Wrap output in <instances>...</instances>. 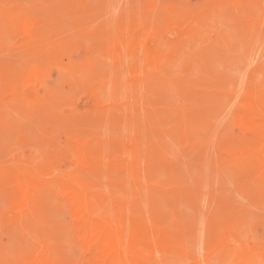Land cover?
I'll return each instance as SVG.
<instances>
[{"label":"rangeland","instance_id":"rangeland-1","mask_svg":"<svg viewBox=\"0 0 264 264\" xmlns=\"http://www.w3.org/2000/svg\"><path fill=\"white\" fill-rule=\"evenodd\" d=\"M2 1L7 5L2 6ZM2 1L0 0V108L2 109L0 111H3L1 114L4 115V117L0 116V143L2 145H0V168L10 167L13 166V164L15 166V164L21 165L29 163L34 166H43L51 161L49 165L51 164V167L54 169L56 174L59 172L69 173V171L71 170L70 172H76L77 174L79 172H82V175L86 176L87 178L88 174V179H93V173L95 177L96 172H91L85 169V166H82L81 164H75V167L73 169L71 168L74 166L72 161L74 163H76L77 161L74 156V139H86V142L91 141L92 144L94 142L93 145L90 143L92 145V151H94V153L98 154L99 156H105L104 159H106L105 162L108 167L105 168L104 172H97V174L101 173L99 180L103 182L112 178L109 182L107 181V183L103 182L104 187L101 188V191L105 190L104 194L106 191L107 194L113 191L112 194H108V196L113 198V200L116 199L117 201L122 202L123 205H127V207L125 206L127 209H120L118 213H121L124 216L126 214V219L128 218L129 224H131L132 221L134 223L135 220H137V222L139 220L138 223L141 224L142 222H144V225L149 228V231L151 229L154 231L153 234H156L158 232L159 235H162V233H165V236L168 231L170 232V234L168 232L167 235L170 238L172 237V250H166L167 254L162 255L161 249L163 246H161V249H159L161 251V255L158 253L159 250L157 252L154 251L152 253H154L155 255L158 253L159 255L155 256L153 254L150 255V258L158 257V259L155 260H159L160 264H264V180L260 181L257 176L247 173L245 169L239 168L237 165L233 164L231 158H228V151L230 149H233L234 146L236 148L240 146L239 144H237V142L244 144L243 140L247 141L246 139L250 137L247 136L246 138L245 133L241 131V129H243L242 126H238V124H240V117H238V115L236 116V114L238 113L240 114L242 112L241 114H243L244 112H246L244 111V109L247 110L245 105H243L244 103H241L244 102L243 100L246 99L244 98V96L249 95L250 91H252L253 88L255 89H253V93L258 92L264 94V90H261V88H263L264 86V0H223V2L222 0H8L9 2L7 0L6 2L4 0ZM134 10L136 11V14H134ZM180 10L182 11V13L180 12ZM12 12L18 14L25 13L29 17L32 15L33 17L31 16V19L33 18V20H35L36 22L40 21V27L44 28V37L47 38V40L59 43L62 40V38H60L59 36L63 35V40L65 41V53H67L68 49L72 50L73 48L76 49L75 47H77V53H75V50L73 49V51H68L70 52L69 55L66 56L65 54V58L67 59L65 61L68 62V65L71 61H73L74 63L78 64L77 66L80 67H78L79 69H72L65 62V70L57 66V70L59 71H54L52 69L53 66L56 65H53L52 63H42L41 68L43 66L44 70L49 69L51 71H49L47 74V72H44V70H42L41 78L43 79L44 77V80L39 79L41 80V82L36 83L31 81V83H28L27 86H25V92L27 94L30 93V95L37 90L38 95L40 97L42 96L41 99L43 98L42 100L46 105H44V108L46 107L47 109L43 110L42 108L40 110H37L38 104L36 105V102L30 99L31 97L28 98V96L22 97L19 95H11V83L13 82L21 86L20 84H22L21 82L23 80H21V82L18 80H20V78L22 77V79H24L26 71H28L29 69L31 70V68L37 66V58L32 59L31 57H27L18 48V43L20 42L22 36L18 32L17 28L14 27V25L9 20V15H11ZM146 13H149L151 15H149L150 18L152 17V15V18H154L155 15L157 17L159 15V18L155 17L157 18V20H159L161 16L163 18L160 19L159 24H156L157 21L155 23V18L152 19L153 22L151 24L153 25L150 24V19L147 20L148 23H145V28L150 38H148L147 43L150 54L149 58L152 57V62L148 61L144 63V54L142 52H137L138 54L135 53L137 57H133L130 54H126L124 57V61L121 63V60H118V57H116V54H125L126 49L123 47L124 44L121 41L122 39L125 40V33H127L128 31L138 30L140 26L139 23H141L143 20L144 22H147L146 17L143 18L144 15L148 17V14ZM208 13L211 15L210 18L208 16ZM139 14H142V16H140ZM137 17L139 19V22L135 20V23L138 24L134 25L133 21ZM167 17L168 21H165L167 20ZM170 18H172V20ZM245 20H247V23L243 25V23L246 22ZM44 21H46V23L49 21L50 27H48L49 23L47 25ZM129 21L132 22L133 26H129ZM160 23H163L164 25ZM125 25L126 28H124ZM149 25H151L152 28H149ZM260 25L261 27L263 26L261 29ZM70 27L72 29H70ZM248 27L249 29H247ZM250 27L255 28V30H252ZM175 28L177 29V31L175 30ZM242 28H246L245 30L248 33L250 32V35H247L246 31H241ZM124 29L126 30L124 31ZM118 30L120 33L118 32ZM151 31L153 32V34ZM118 33L122 34L120 35V37L122 36L121 40L119 39V36L117 37L115 35H118ZM109 34H112V38L111 35L109 37ZM251 35L253 38H248ZM96 38L99 39V41H101V39L104 40L107 38V40L109 41L121 42L122 45L120 48L123 50V52L120 53L118 52V49L115 50L114 48L112 50V48L109 47L111 43L107 40L104 41L107 43V45L102 41H97L98 43H96V41L94 42ZM159 41L160 44H158ZM162 41L164 42L161 45ZM92 44L98 45L94 47ZM98 47H101V51L99 50V52ZM78 48H81V50H79ZM92 48L93 51L91 52ZM98 53L103 57V59H107V65L104 63L102 64V62H106V60H103L100 55L98 56ZM192 53L193 55H191L190 57V54ZM93 55H95V57ZM260 55H262V57H260ZM18 56L21 59H19L20 61L18 60ZM2 58H5V60L7 59L6 66H3V62H5V60ZM8 59H12L10 60L11 63L8 61ZM137 59L140 61H138ZM13 61L16 62V64L14 63V65H12ZM29 61L33 63V65L31 64V66H29ZM136 61L138 64L136 63ZM24 62L26 65L28 64L30 68L25 66ZM98 62L103 65L101 66L102 69H98L100 73L98 71H95L98 67H100ZM8 63L11 64L10 66H8H12L11 69H8ZM81 63L85 64L84 67L88 65L86 67V72L90 68L87 72H90V75H84L85 71L83 70H85V68L81 65ZM86 63L88 64L86 65ZM45 64L47 66H45ZM175 64L178 67H176ZM15 65L21 66L16 67ZM49 65L51 67H49ZM90 65L92 66V68ZM123 65L127 66V73H125L126 71H122L124 77H121V81H119V84L118 80L115 79L120 78L119 76H117L119 75V72L117 71L119 70L120 66ZM136 65H138L139 68L140 66L141 68H148V71L146 72L145 70L147 69L144 68L145 70L143 69V71L145 72L142 73V71H140L142 69L138 68V71H140L141 73L139 74L136 70ZM236 65L238 66L237 69ZM108 66H110V68ZM15 67L19 69V72L21 70V72H17V69H15ZM104 67L106 72L103 69ZM22 68L25 69L22 70ZM54 68L56 69V67ZM68 69H70V71H68ZM131 69L132 71H136L137 75H139L137 76L135 72L133 73L131 71ZM109 70H111L112 72ZM13 71L14 73L17 72L18 76H16L15 74L16 77L12 76V78L10 74L14 75ZM109 72H111L110 76ZM151 72V78L146 81V78L148 79L150 77ZM59 73L60 76H58ZM73 73L76 75L77 73H79L80 76H76ZM196 73L198 75H195ZM236 74H239V76H236ZM20 75L21 77H19ZM73 75L74 77H78V80H74ZM82 75L84 79H81ZM87 75H89L90 79ZM55 76L59 77V79L57 80ZM45 77L48 80L51 79L53 81L54 78L56 80H54L53 82L50 80V82H48ZM211 77H213L214 79H212ZM15 78L18 82L15 81ZM140 78H143L146 81L144 86H140ZM79 81H81L82 85L80 83L76 85ZM202 81L205 82V85ZM228 81H230L231 83H229ZM71 83H73V85ZM240 83H242V85ZM79 84L81 87H83L77 89L76 86L79 87ZM116 84H119L120 86L118 87ZM135 84L139 86L136 87L137 90L139 88L138 92L136 91V88L135 90H132ZM107 85L110 89L107 87ZM73 86H75L74 90L76 91L75 92L73 90L74 93L72 92V89H70ZM128 87H130V89ZM83 88H85V91L82 90ZM91 88H94L99 91V99L102 101V103H107V105L103 103L102 107L106 106L105 110L103 109V113L102 111L100 113L99 109L95 105L92 106L94 103H92L93 101L91 100V97H89L91 95L90 91L93 90ZM107 88L109 91L107 90ZM173 88H176V94ZM69 89L71 91H69ZM78 91L80 92L78 93ZM41 92H43L42 95L40 94ZM253 93H251V95ZM126 94L127 96H125ZM26 97L28 101L25 100ZM2 98L4 100H2ZM123 98L125 100H123ZM126 98L129 99V102L126 100ZM9 101L11 103V108L7 109V107L4 105L7 104L9 108ZM14 101L16 104L20 101L23 102L21 104L15 105ZM27 102L29 104H27ZM121 102H125L124 104L128 102V107L130 104H134L132 106L133 115L130 112L131 109L129 108L130 111L128 110V113L127 106ZM119 103L122 104L121 106L126 107L121 108ZM26 104L27 108H24L23 106H26ZM30 104L33 106V108L29 106ZM113 106L114 108H116L115 111L112 108ZM35 107L36 109H34ZM16 108L18 109L16 110ZM125 108L126 110L123 111V109ZM106 109H108L107 111H109L107 112V114H110V112L113 111L115 113L120 114L121 117H124L125 114H129L125 116V118H128L129 116V119L127 120H129L128 124L130 125L128 126L126 124L127 122L125 118L124 120L123 118L120 119L123 121L122 126H120L122 122L119 121V119V123L117 122L118 125H116V118L114 122L112 121V118L115 117L113 114L115 113H111L112 115L106 114L107 117H111L110 119L106 117V120H111L113 126L110 122H106V125L104 121H101L105 120V118H102V116H104L103 114L106 112ZM45 110H48V112H46ZM159 110H161V112ZM134 111L137 114H135ZM169 114L172 123H170L171 121L168 117ZM131 115L135 119H133L135 125L140 121L137 126L130 123L132 122V120L130 119L132 117ZM97 116L98 118L99 116L101 118L99 122H96L98 121ZM83 117L84 119L88 118L86 119L87 121H85L84 123L82 122ZM25 118L26 120H24ZM80 118L82 120L81 122ZM91 118L94 119V121L92 120L93 123H91ZM163 118L166 119V122H169L168 125L167 123H165V120ZM227 118L229 121L227 120ZM62 119L66 121H63ZM78 119L80 122L79 124L78 122L76 123ZM68 120H70V122H68ZM67 122L68 124H66ZM102 122H104L105 125L101 124ZM71 123L77 124V127L72 126ZM87 123H90V127H92V129L89 128V125ZM64 125H66L65 127H67L68 125L74 129L69 128L70 130L68 129V131L71 133H68L66 130L62 129ZM80 125L84 128H80ZM87 125L89 129L87 130L88 133L89 131L93 130L91 131V134L93 135L92 137H89L88 133L85 132ZM92 125L95 126L93 127ZM115 125L117 129L119 128V132L114 128ZM96 126L97 128L101 126L100 129L103 128L101 129V131H104L106 136L103 134L104 132L102 133L99 130V133H97L98 131L95 130ZM235 126L238 130L235 129ZM53 127H55L54 130L58 129L59 131H51V128L53 129ZM60 127L62 130L59 129ZM123 127H126L127 130L125 128L123 129ZM130 127H132L133 130L130 129ZM204 129H206L207 131ZM7 131L10 132L8 133ZM61 131H66V133H64L65 135L61 134L63 133ZM94 131H96L99 137H97L98 135H94ZM205 131L206 133H204ZM237 131H241V136L244 133L245 138H241V136H239V133V135H237L238 138H236L237 136L235 135V133ZM132 132L134 134H131ZM50 133L51 139L49 142L48 136H50ZM54 133L57 134L53 136ZM121 133H123V135ZM232 134L233 136H231ZM246 135H248V133H246ZM52 136L54 138L56 136V142L54 139L55 143H53ZM70 137L72 140H70ZM86 137H88L89 139ZM230 138H232V140L234 139V141H231ZM138 139L140 141L143 140V142L147 146H145L146 150L144 146L142 148L143 142H140ZM226 139H230L229 142ZM124 140H126L127 144ZM3 141L5 143H3ZM103 141L105 142V144L103 143ZM129 141L130 143H128ZM41 143H43L42 146ZM97 144L98 146L96 147ZM229 144L233 145L231 146ZM38 145L41 146V150L43 146L49 147L48 149H52L51 151L49 150L50 153L46 152L47 149H44L42 150V152L44 151L42 154L41 150L37 148ZM123 146H126L129 151L126 149V147L124 148ZM100 149H103L102 155L100 153ZM113 149L115 151L114 153ZM105 150L106 152H104ZM34 152L39 154H35ZM51 152L53 153L51 154ZM126 152L129 153L125 154ZM108 154L111 155L109 156ZM35 155L37 156V158H34ZM53 155L55 156L53 157ZM71 155L74 156V158L71 159ZM45 159H47V161ZM54 159L55 161L53 162ZM111 159H113V161L114 159L120 160L123 164L126 165H123L125 166V168L129 166L128 169H125L124 167H121L120 169L117 168L115 170L113 169V173L109 172V176V173L106 172L108 171V168H115V166L112 165L113 161H111ZM16 160L19 163H17ZM69 160L71 162H69ZM237 168H239L240 170H237ZM104 176H108L106 177L107 179L104 178ZM98 177L99 176L97 175L95 178ZM95 181L97 182V180ZM88 182L92 183L91 185L94 187L97 185L96 183H94L93 185V182L91 180H89ZM102 182H97L99 187ZM99 187L95 188L96 191H98L97 188ZM114 188L116 190H114ZM55 192H58L57 190L55 191V188H53V190L50 189V191L48 190L47 192H45L46 194H48H44L43 197L48 198L44 199L43 203L45 204L43 210L37 211V208L33 209L31 215H28L29 213L27 214L26 212L25 218L27 217L26 219L29 221H27L29 224L26 222V229L25 227L12 225V222L8 221V203L6 199H4V202L6 201L5 203L1 202L4 195L0 193V197L2 196V198H0V209H2L0 210V213H4L3 215L0 214V252L2 251V253H0L1 264H17L21 262L22 260L20 259L25 258L28 253H39L43 248H46V250L50 252V257L55 261H59L64 264H69V262H73L72 264H89L88 260L90 254L88 252L83 253L85 249L81 251V247L83 248V246H81L82 244L80 245V242H75L78 243L76 244L78 246H76L75 248L72 246L71 242L75 240V238L77 239L78 235L77 234L74 236L73 234L76 232V221L72 217L71 213L70 216L73 218V223L69 221V219L71 218L70 217L68 219L69 215L67 216V213L69 214L70 212L69 208L68 210H66L68 212H65L63 210V208L66 209L68 207L66 201L64 203L67 207H63V205L65 204H60L62 201H64V198H62L63 195L58 194V192L57 194L59 196L61 195L60 198ZM220 192L222 193L221 195ZM57 198L60 199L59 203ZM48 200H52L51 203L56 207H53L51 203L48 204L50 202ZM53 201L56 203L54 204ZM58 204L61 208L58 206ZM3 205H6V207H4L5 209H3ZM47 208L50 211L53 210L52 215L50 214V211L49 213L46 212V210L48 211ZM55 210L57 211L56 213ZM62 218H64V220ZM68 221V225H63L64 222ZM70 224L71 227H69ZM153 225H158V227H155L158 229L153 228ZM159 225H161V229L162 227H165L166 231L164 230L162 232V229L160 230V232L162 233H160ZM13 226H16L18 228H13ZM66 226L70 228V230L68 231L70 233L66 232L67 228H64ZM236 227L238 228L236 229ZM63 228L66 230L64 231ZM56 229L58 230V232L56 231ZM24 231L27 234L24 233ZM56 232L58 233V235H55ZM68 234L69 236L73 235L74 239L71 238L72 241H69ZM61 235L65 236L64 239L63 237H61ZM79 239L80 238H78L77 240L79 241ZM70 245L72 246V249L70 248ZM79 246L81 247L79 248ZM70 250V254L73 255L68 257L69 260H64V256H66V258L67 256H69L65 254H68ZM58 253H60V255H57ZM61 257H63V259ZM84 257L85 259H83ZM17 260L18 262H16ZM183 260H185L186 263H183ZM153 262L156 263V261L154 260ZM157 264H159V262H157Z\"/></svg>","mask_w":264,"mask_h":264},{"label":"bare ground","instance_id":"bare-ground-1","mask_svg":"<svg viewBox=\"0 0 264 264\" xmlns=\"http://www.w3.org/2000/svg\"><path fill=\"white\" fill-rule=\"evenodd\" d=\"M2 1V0H1ZM5 2H6V0H4ZM8 1V0H7ZM96 1V0H95ZM130 1V0H129ZM163 1V0H162ZM235 1V0H234ZM256 1V0H255ZM9 2V1H8ZM7 2V3H8ZM12 2V1H11ZM222 2H223V0H222ZM1 3V2H0ZM4 2L2 1V6L3 5H7L6 3H4ZM15 3V2H14ZM232 3V2H231ZM258 3V2H257ZM17 4V3H16ZM99 4V3H98ZM186 4V3H185ZM166 5V4H165ZM235 5V4H234ZM262 5V4H261ZM95 6V5H94ZM157 6V5H156ZM204 6V5H203ZM151 7V6H150ZM149 7V8H150ZM180 7V6H179ZM182 7V6H181ZM185 7V6H184ZM231 7V6H230ZM95 8V7H94ZM154 8V7H153ZM104 9V8H103ZM179 9V8H178ZM85 10V9H84ZM108 10V9H107ZM172 10V9H171ZM193 10V9H192ZM79 11V10H78ZM235 11V10H234ZM251 11V10H250ZM46 12V11H45ZM88 12V11H87ZM133 12H135L134 14H136V11L134 10ZM132 12V13H133ZM158 12V11H157ZM176 12V11H175ZM180 12L182 13V11L180 10ZM179 12V13H180ZM1 13V12H0ZM29 13V12H28ZM68 13V12H67ZM138 13V12H137ZM145 13V12H144ZM163 13V12H162ZM186 13H188V12H186ZM252 13V12H251ZM72 14H74V13H72ZM93 14H95V13H93ZM143 14V13H142ZM142 14H139L140 16H142ZM146 14H148V17H149V13H146ZM152 14V13H151ZM159 14V13H158ZM157 14V15H158ZM183 14H185V13H183ZM209 14V13H208ZM237 14H238V12H237ZM257 14H258V12H257ZM31 15V14H30ZM63 15V14H62ZM81 15V14H80ZM108 15H109V13H108ZM160 15H161V13H160ZM163 15V14H162ZM178 15V14H177ZM32 16V15H31ZM30 16V17H31ZM102 16V15H101ZM136 16V15H135ZM151 16V15H150ZM180 16H182V15H180ZM209 16V18H210V14L208 15ZM207 16V17H208ZM235 16V15H234ZM237 16V15H236ZM254 16H255V14H254ZM29 16H27L25 13L24 14H18V13H14V12H12L11 13V15H9V20L11 21V23L14 25V27H16L17 28V30H18V32L20 33V35L22 36V38L20 39V42L18 43V48L27 56V57H31L32 59H35V58H37V60H36V63H37V66H35L34 68H31V70L29 71H26V73H25V75H24V79H22V78H20V80H18V81H20L21 82V80H23L21 83L23 84H20L21 86H19V84H16V83H11V85H10V89H11V92L13 93H11V95H19V96H22V97H25V96H28V98L29 97H31L30 99H32V101H34V102H36V105L38 104L39 106H40V108H39V106L37 105V110L39 109H42L43 108V110L44 109H47L46 107L44 108V105H45V103L43 102V98L41 99V97L38 95V93H37V90L33 93V94H31L30 95V93H26L25 92V86H27V84L28 83H31V81H33V82H41V80H39V79H42L41 77H42V75H41V73H42V70H44V68H43V66H42V68H41V65H42V63H46V64H49V63H52L53 65H56V66H53V69L52 70H56V71H59V70H57V66H59L61 69H63V70H65V62H66V64L68 65V62L67 61H65V60H67L66 58H65V54H66V56L67 55H69V53L70 52H68V51H73V49L72 50H69L68 49V47H67V45H66V47H67V53H65L66 51H65V41L63 40V38H64V36L62 37V36H59L60 38H62V40L59 42V43H55V42H52L51 40H47V38H45L44 37V28H41L40 26V21H35V20H33V18L31 19ZM33 17V16H32ZM43 17V16H42ZM50 17V16H49ZM62 17V16H61ZM92 17V16H91ZM107 17V16H106ZM144 17H146V21L147 20H151V22H150V24L153 22V20L152 19H154L155 17H157L156 15L154 16V18H152L153 17V15H152V17L150 18H148L146 15H144L143 16V18ZM216 17V16H215ZM228 17V16H227ZM58 18V17H57ZM74 18V17H73ZM157 18H159V15H158V17ZM157 18H155L154 20H155V23H156V21H157V23L156 24H159V21H160V19H163L162 18V16H161V18L159 19V20H157ZM239 18V17H238ZM100 19V18H99ZM141 19H142V17H141ZM171 20H172V18H170ZM187 19V18H186ZM208 19V18H207ZM241 19V18H240ZM53 20V19H52ZM135 20L136 21H138L139 19H138V17L136 18V19H134V25H136V24H138V23H135ZM181 20V19H180ZM190 20V19H189ZM188 20V21H189ZM200 20V19H199ZM236 20H238V19H236ZM244 20V19H243ZM78 21V20H77ZM165 21H168V17H167V20H165ZM178 21H179V19H178ZM246 22H244L243 23V25L244 24H246L247 23V20H245ZM45 22V24H47L48 25V23H49V21L46 23V21H44ZM139 22V21H138ZM171 22V21H170ZM176 22V21H175ZM199 22V21H198ZM240 22V21H239ZM238 22V23H239ZM263 22V21H262ZM57 23V22H56ZM90 23V22H89ZM130 25L129 26H133V24H132V22H128ZM145 23H148V21L147 22H144V20L141 22V23H139V29L138 30H136V31H128L127 33H125V36L126 37H124V39L125 40H123L122 39V43L124 44V48L126 49L125 50V54H121V55H119V54H116V57H118V60H121V63L124 61V57H125V55L126 54H130L131 56H133V57H137V55H135V53H143L144 54V59H143V62L145 63V62H148V61H151L152 62V57L151 58H149L150 57V54H149V49H148V43H147V41H148V38H149V36H148V33H147V31H146V28H145ZM173 23V22H172ZM41 24H42V21H41ZM44 24V25H45ZM160 24H163V23H160ZM199 24V23H198ZM127 25V24H126ZM126 25H125V27L124 28H126ZM151 25H153V24H151ZM151 25H149L150 27L149 28H152V26ZM164 25V24H163ZM197 25V24H196ZM257 25V24H256ZM255 25V26H256ZM198 26V25H197ZM219 26V25H218ZM240 26V25H239ZM246 26V25H245ZM48 27H50V23H49V26ZM57 27V26H56ZM60 27V26H59ZM92 27V26H91ZM95 27H96V25H95ZM162 27V26H161ZM174 27V26H173ZM226 27V26H225ZM230 27H232V26H230ZM263 27V26H262ZM261 27V25H260V29L262 28ZM119 28H121V27H119ZM201 28V27H200ZM206 28V27H205ZM227 28V27H226ZM241 28V27H240ZM252 30H255V28H252V27H250ZM51 29H52V27H51ZM70 29H72L71 27H70ZM156 29V28H155ZM157 29H159V28H157ZM163 29V28H162ZM229 29V28H228ZM232 29V28H231ZM246 29V28H245ZM245 29H241V31L243 30V31H246ZM247 29H249V27L247 28ZM259 29V30H260ZM89 30V29H88ZM92 30V29H91ZM126 29H124V31H125ZM175 30L177 31V29L175 28ZM215 31V30H214ZM249 31V30H248ZM257 31V30H256ZM71 32V31H70ZM73 32V31H72ZM78 32V31H77ZM118 32H119V30H118ZM152 32V31H151ZM216 32V31H215ZM230 32V31H229ZM247 32V31H246ZM18 33V34H19ZM120 33V32H119ZM118 33V35L117 34H115L117 37L119 36L120 37V35H122V34H119ZM244 33V32H243ZM250 33V32H249ZM248 32H247V35H250ZM251 33H252V31H251ZM259 33V32H258ZM101 34V33H100ZM152 34H153V32H152ZM179 34V33H178ZM254 34V33H253ZM261 34V33H260ZM87 35V34H86ZM93 35V34H92ZM110 35H111V38H112V34H109V37H110ZM160 35H161V31H160ZM255 35H257V34H255ZM67 36V35H66ZM70 36V35H69ZM105 36H106V34H105ZM104 36V37H105ZM81 37H82V35H81ZM122 37V36H121ZM121 37L119 38L120 40H121ZM248 37V36H247ZM90 38V37H89ZM102 38H103V36H102ZM170 38V37H169ZM248 38H253L252 37V35L251 36H249ZM256 38V37H255ZM93 39V38H92ZM117 39V38H116ZM150 39V38H149ZM167 39V38H166ZM228 39H229V37H228ZM250 39V40H251ZM68 40V39H67ZM105 40H107V38L106 39H104V40H102L101 39V41L102 42H104ZM113 40V39H112ZM157 40V39H156ZM160 40V39H159ZM201 40V39H200ZM208 40V39H207ZM248 40V39H247ZM96 41V43H98L97 41H99V39H95L94 40V42ZM101 41H99V42H101ZM107 41H109V40H107ZM167 41V40H166ZM210 41V40H209ZM254 41V40H253ZM57 42V41H56ZM111 44L109 45V47L110 48H112V50H113V48L115 49V50H119L118 52H120V53H122L123 52V50L120 48L121 47V42H119V41H109ZM155 42V41H154ZM164 41H162L161 42V45H162V43H163ZM250 42H252V41H250ZM106 45H107V43L106 42H104ZM153 43V42H152ZM151 43V44H152ZM79 44H81V43H79ZM158 44H160V41H159V43ZM264 44V43H263ZM93 45V44H92ZM98 44H94L93 46L95 47V46H97ZM201 45V44H200ZM81 46V45H80ZM260 46V45H259ZM262 46V45H261ZM79 47V46H78ZM84 47V46H83ZM155 47H156V45H155ZM246 47V46H245ZM70 48V47H69ZM76 49H77V47H75ZM121 50H120V49ZM200 48V47H199ZM238 48H239V46H238ZM76 49H74L75 50V53H77L76 52ZM79 50H81V48H78ZM85 49V48H84ZM103 49V48H102ZM197 49V48H196ZM241 49H242V47H241ZM259 49H260V47H259ZM99 50L101 51V47H98V52H99ZM168 50V49H167ZM240 50V49H239ZM93 51V48H92V50H91V52ZM105 51V50H104ZM128 51V52H127ZM264 51V50H263ZM3 52V51H2ZM194 52V51H193ZM11 53H13V52H11ZM74 53V54H75ZM112 53V52H111ZM137 53V54H138ZM19 55V54H18ZM100 54L98 53V56H99ZM191 55H193V53L192 54H190V57H191ZM0 56H1V53H0ZM15 56V55H14ZM13 56V57H14ZM20 56V55H19ZM19 56H18V60L20 59L19 58ZM73 56H75V55H73ZM94 57H95V55H93ZM141 56V55H140ZM257 56V55H256ZM78 57V56H77ZM100 57L103 59V57L100 55ZM260 57H262V55H260ZM12 58V57H11ZM202 58V57H201ZM217 58V57H216ZM2 59H4L5 60V58H2ZM13 59V58H12ZM12 59H8V61L11 63V61L10 60H12ZM155 59H156V57H155ZM154 59V60H155ZM21 60V59H20ZM19 60V61H20ZM26 60V59H25ZM70 60V59H69ZM98 60V59H97ZM103 60H106V62H102V64L104 63V64H106L107 63V59H103ZM138 60V59H137ZM164 60V59H163ZM257 60V59H256ZM262 60V59H261ZM6 61H7V59L5 60V62H3V66H6ZM89 61V60H88ZM87 61V62H88ZM101 61V60H100ZM126 61V60H125ZM138 61H140V60H138ZM228 61V60H227ZM2 62V61H1ZM30 62V61H29ZM133 62V61H132ZM132 62H131V64H132ZM162 62V61H161ZM231 62V61H230ZM14 63L16 64V62H12V65H14ZM27 63V62H26ZM54 63H56V64H54ZM83 63V62H82ZM81 63V65L84 67V65L85 64H82ZM99 63V62H98ZM109 63V62H108ZM127 63V62H126ZM136 63H137V61H136ZM209 63V62H208ZM216 63V62H215ZM217 63H219V62H217ZM227 63V62H226ZM248 63V62H247ZM24 64H25V62H24ZM24 64H23V67H24ZM30 65L29 66H31V64L33 65V63H29ZM45 64V66H47ZM88 63H86V65H87ZM138 64V63H137ZM177 64V63H176ZM175 64V65H176ZM233 64H235V63H233ZM241 64H243V63H241ZM11 64H9L8 63V65H7V67L8 66H10ZM78 64H76V63H74L73 61H71L70 63H69V67L70 68H72V69H79L80 67L79 66H77ZM99 65H100V67H96L97 68V70H95V71H98V69H102V67L101 66H103V65H101V63H99ZM107 65V64H106ZM122 65V64H121ZM140 65H141V63H140ZM174 65V64H173ZM208 65H210V64H208ZM1 66V65H0ZM16 67L18 66V65H15ZM21 66V65H20ZM20 66H18V67H20ZM25 66H27V67H29L28 66V64L26 65L25 64ZM88 66V65H87ZM87 66H85L84 68H85V70H83V71H85V74L84 75H86V74H89V73H87L88 71H89V69H88V71L86 72V70H87ZM91 66V65H90ZM137 66V72L139 73V74H141L140 73V71H142V73L143 72H147L148 71V68H145V67H143V68H141V66H140V68H139V66L138 65H136ZM155 66V65H154ZM161 66V65H160ZM180 66V65H179ZM233 66V65H232ZM6 67V68H7ZM12 67V66H11ZM11 67H8V69L10 68L11 69ZM15 67V69H17ZM49 67H51L50 65H49ZM54 67H56V69L54 68ZM79 67V68H78ZM109 68H110V66H108ZM147 67V66H146ZM176 67H178L177 65H176ZM199 67V66H198ZM237 65H236V69H237ZM26 68V67H25ZM25 68H22V70L23 69H25ZM30 68V67H29ZM68 68V67H67ZM83 68V69H84ZM91 68H92V66H91ZM107 68V67H106ZM138 68L139 69H142V70H140V71H138ZM147 69V70H145V69ZM150 68V67H149ZM159 68V67H158ZM161 68V67H160ZM170 68H171V66H170ZM209 68V67H208ZM215 68V67H214ZM220 68H221V66H220ZM222 68H223V66H222ZM245 68V67H244ZM104 69V71H105V67L103 68ZM108 69V68H107ZM106 69V70H107ZM143 69L145 70V71H143ZM219 69V68H218ZM12 70H14V69H12ZM12 70H11V72H12ZM48 70V71H47ZM47 70H44V72H47V74H48V72L49 71H51V70H49V69H47ZM91 70H93V69H91ZM117 70H118V68H117ZM127 70V66H120V68H119V70L117 71V72H119V75H117V76H119L120 78H118V79H115V80H118V82L119 81H121V77L123 78L124 77V75L122 74V71H126ZM153 70V69H152ZM155 70V69H154ZM197 70V69H196ZM203 70V69H202ZM247 70V69H246ZM245 70V71H246ZM251 70V69H250ZM10 71V70H9ZM68 71H70V69H68ZM77 71V70H76ZM102 71V70H101ZM108 71V70H107ZM109 71H111V70H109ZM131 71H132V69H131ZM242 71V70H241ZM2 72V71H1ZM16 72V71H15ZM17 72H19V69H17ZM17 72L16 73H14V71H13V73H14V75H11L10 74V76L12 77V76H15V74H16V76H18L17 75ZM20 72H21V70H20ZM19 72V73H20ZM23 72V71H22ZM25 72V71H24ZM43 72V73H44ZM61 72H62V70H61ZM92 72V71H91ZM99 72V71H98ZM97 72V73H98ZM106 72V71H105ZM112 72V71H111ZM111 72H109L108 74H109V76L111 75ZM133 73L135 72V74L137 75V72L136 71H132ZM131 72V73H132ZM153 72V71H152ZM152 72H151V75H150V77L147 79L146 78V81L147 80H149L150 78H151V76H152ZM202 72V71H201ZM231 72V71H230ZM69 73H71V72H69ZM100 73V72H99ZM125 73H127V71L125 72ZM204 73V72H203ZM1 74H3V73H1ZM8 74V73H7ZM74 74V73H73ZM118 74V73H117ZM122 74V75H121ZM138 74V75H139ZM205 74V73H204ZM242 74H243V72H242ZM50 75H51V73H50ZM74 75H76V74H74ZM74 75H73V77H74ZM79 75V73H77V75L76 76H78ZM90 75V74H89ZM89 75H87L88 76V78H89ZM103 75V74H102ZM137 75V76H138ZM167 75V74H166ZM195 75H198L197 73L195 74ZM212 75V74H211ZM233 75V74H232ZM246 75H247V73H246ZM2 76V75H1ZM9 76V77H10ZM15 76V77H16ZM58 76H60V73H59V75ZM71 76H72V74H71ZM74 77L73 79L75 80H78V77ZM80 76V75H79ZM108 76V77H109ZM116 76V77H117ZM135 76V75H134ZM190 76V75H189ZM216 76V75H215ZM236 76H239V74L237 75L236 74ZM9 77H8V79H9ZM10 77V78H11ZM19 77H21V75L19 76ZM63 77V76H62ZM66 77V76H65ZM91 77V76H90ZM127 77V76H126ZM153 77H154V74H153ZM193 77V76H192ZM235 77V76H234ZM13 78V77H12ZM55 78H57V80L59 79V77H56L55 76ZM54 78V80H56ZM80 78V77H79ZM83 78V75H82V77H81V79ZM92 78V77H91ZM133 78V77H132ZM131 78V79H132ZM139 78V77H138ZM158 78H160V77H158ZM212 79H214L213 77H211ZM216 78V77H215ZM45 79H46V77H45ZM50 79V78H49ZM61 79V78H60ZM84 79V78H83ZM86 79V78H85ZM90 79V78H89ZM109 79V78H108ZM120 79V80H119ZM207 79V78H206ZM42 80H44V77H43V79ZM48 82H50V80H48V79H46ZM53 80V81H54ZM80 80V79H79ZM87 80V79H86ZM140 80H141V82H139V84H140V86H144L145 85V83H146V81L143 79V78H140ZM202 80V79H201ZM208 80V79H207ZM219 80V79H218ZM243 80V79H242ZM15 81H16V78H15ZM18 81H16V82H18ZM52 81V80H51ZM52 81V82H53ZM62 81V80H61ZM70 81V80H69ZM88 81V80H87ZM137 81H138V79H137ZM157 81V80H156ZM155 81V82H156ZM204 81H206V80H204ZM210 81V80H209ZM213 81V80H212ZM256 81V80H255ZM254 81V82H255ZM45 82V81H44ZM68 82V81H67ZM74 82V81H73ZM203 82V81H202ZM211 82V81H210ZM224 82H226V81H224ZM229 83H231L230 81H228ZM241 82H243V81H241ZM259 82V81H258ZM258 82H257V85H258ZM78 83H80L81 85H82V83H81V81H79V82H77V84L76 85H78ZM157 83V82H156ZM201 83V82H200ZM205 82H203V84H204ZM207 83V82H206ZM212 83V82H211ZM72 85H73V83H71ZM80 84H79V87H77L76 86V88L77 89H79L81 86H80ZM85 84H86V82H85ZM88 84V83H87ZM97 84V83H96ZM119 84H120V82H119ZM117 85L118 87L120 86V85ZM241 85H242V83H240ZM255 84V83H254ZM9 85V84H8ZM75 85V84H74ZM133 85V84H132ZM136 85V86H135ZM134 85V88L132 89V90H135V88L136 87H139L137 84H135ZM167 85V84H166ZM177 85V84H176ZM205 85V84H204ZM240 85V86H241ZM264 85V84H263ZM262 85V86H263ZM63 86V85H62ZM100 86H101V84H100ZM147 86V85H146ZM186 86V85H185ZM209 86V85H208ZM225 86V85H224ZM228 86V85H227ZM70 87V86H69ZM68 87V88H69ZM74 87L75 86H73L72 88H70V89H72V92H73V90H74ZM83 87V86H82ZM81 87V88H82ZM94 87V86H93ZM107 87L109 88V86L107 85ZM216 87V86H215ZM259 87V86H258ZM261 87V86H260ZM95 88H97V87H95ZM98 88H100V87H98ZM108 88H107V90H108ZM129 89H130V87H128ZM142 88V87H141ZM151 88H153V87H151ZM169 88H170V86H169ZM252 88H253V84H252ZM46 89V88H45ZM69 89V91H71ZM85 88H83L82 90H84ZM91 89H93V90H91ZM90 90V96L89 97H91V100L93 101L92 103H94L92 106H96L98 109H99V111H100V113H101V111H102V113L104 112V110H105V105H107V103H105V102H103V103H105V107H102L103 106V103H102V101L99 99V91H97L96 89H94V88H91ZM110 89V88H109ZM174 89V88H173ZM176 89V88H175ZM175 89H174V92H175ZM178 89V88H177ZM216 89V88H215ZM242 89V88H241ZM254 89V88H253ZM252 89V91H250V94L249 93H247V94H249V95H245V96H248V97H245L244 96V98H246L245 100H243L244 102H241L243 105H245V107H246V109L247 110H245L244 109V111H246V112H244L243 114H236V116L238 115V117H240L239 119H240V124H238V126L239 125H241L242 126V128L245 130H243V129H241V128H239V129H241V131L242 132H244L245 133V136H246V138H247V136H250L249 138H247L246 140L247 141H245V140H243V143L244 144H241V143H238L237 142V144H239L240 146L239 147H233V149H230L229 151H228V155H229V159L231 158V160L233 161V164H235V165H237L239 168H241V169H245L246 170V172L247 173H249V174H251V175H254V176H257L258 178H259V180L261 181H263L264 180V94L263 93H258V92H256V93H253L254 92V90ZM264 90V86H263V88H261V90ZM81 90V89H80ZM99 90V89H98ZM121 90V89H120ZM127 90V89H126ZM131 90V91H132ZM250 90V89H249ZM39 91V90H38ZM49 91V90H48ZM75 91V90H74ZM85 91V90H84ZM109 91V90H108ZM108 91H106V92H108ZM136 91L138 92L139 91V88H138V90H137V88H136ZM173 91V90H172ZM76 92V91H75ZM80 91H78V93H79ZM102 92V91H101ZM122 92V91H121ZM152 92H153V90H152ZM168 92V91H167ZM178 92V91H177ZM249 92V91H248ZM42 93L43 92H41L40 94L42 95ZM67 93V92H66ZM71 93V92H70ZM74 93V92H73ZM128 93V92H127ZM165 93V92H164ZM171 93V92H170ZM185 93V92H184ZM251 93H253L252 95H251ZM175 94H176V92H175ZM186 94V93H185ZM114 95V94H113ZM133 95V94H132ZM157 95V94H156ZM69 96V95H68ZM71 96H73V95H71ZM76 96V95H75ZM125 96H127V94L125 95ZM169 96V95H168ZM9 97V96H8ZM12 97V96H11ZM70 97V96H69ZM110 97V96H109ZM155 97V96H154ZM221 97V96H220ZM56 98V97H55ZM101 98V97H100ZM156 98V97H155ZM167 98V97H166ZM183 98H184V96H183ZM243 98V99H244ZM4 99H5V97H4ZM3 98H2V100H4ZM30 99H29V101H30ZM170 99V98H169ZM20 100H23V99H20ZM25 100H27V97H26V99ZM41 100H42V102H41ZM107 100V99H106ZM123 100H125L124 98H123ZM126 100L128 101L129 99H127L126 98ZM176 100V99H175ZM223 100H224V98H223ZM28 101V100H27ZM87 101V100H86ZM108 101V100H107ZM156 101V100H155ZM171 101V100H170ZM233 101V100H232ZM12 102V101H11ZM23 101H20L19 103H15V101H14V103H15V105H18V104H21ZM91 102V101H90ZM129 102V101H128ZM128 102H126V104H124L123 102H121V103H123L124 105H126L127 106V103ZM176 102V101H175ZM6 103V102H5ZM13 103V102H12ZM121 103H119V105L121 106L122 104ZM131 103V102H130ZM170 103V102H169ZM223 103H225V102H223ZM2 104H3V102H2ZM1 104V105H2ZM10 101H9V108H8V106H7V104H5L4 106H6L7 107V109H10L11 107H10ZM27 104H29L28 102H27ZM27 104H26V106L24 105L23 107L24 108H27ZM157 104V103H156ZM13 105V104H12ZM11 105V106H12ZM52 105V104H51ZM109 105H110V103H109ZM111 105H112V103H111ZM134 105V104H133ZM133 105H129V107L127 106V111L129 110V108L131 109V114H132V110H133ZM135 105H136V103H135ZM221 105V104H220ZM29 106H31L32 108H33V106L30 104ZM46 106V105H45ZM126 106H124V107H126ZM172 106V105H171ZM242 106V105H241ZM30 107V108H31ZM95 107V108H96ZM123 106H121V108H122ZM123 107V108H124ZM134 107H137V106H134ZM29 108V107H28ZM113 109H114V111L116 110V108H114V106L112 107ZM162 108V107H161ZM200 108V107H199ZM18 108H16V110H17ZM34 109H36V107L34 108ZM104 109V110H103ZM159 109V108H158ZM195 109V108H194ZM0 110H2L1 108H0ZM15 110V111H16ZM94 110V109H93ZM108 109H106V112L103 114L104 116H102V118H105V120H101V121H104L105 123L106 122H114V120H115V118H116V120H115V122H116V125H118V123H119V121H121L122 122V124L120 125V126H122L123 125V121L122 120H120V119H122L123 118V120H124V118H125V116H127V115H129V114H122V115H124V117H121V115L120 114H118V113H115L114 111L113 112H110V114L112 113H115V114H113L115 117H113L112 119V121L111 120H109V121H107L106 119L107 118H111V117H107V115L109 114H107V112H109V111H107ZM126 110V108L125 109H123V111H125ZM42 111V110H41ZM46 111V110H45ZM69 111V110H68ZM111 111H112V109H111ZM129 111H128V113H129ZM160 112H161V110H159ZM196 111V110H195ZM3 112V111H2ZM1 111H0V114L2 113ZM43 112V111H42ZM41 112V113H42ZM46 112H48V110L46 111ZM85 112V111H84ZM117 112H118V109H117ZM119 112H120V110H119ZM122 112V111H121ZM135 112V111H134ZM204 112V111H203ZM12 113V112H11ZM20 113V112H19ZM40 113V112H39ZM68 113V112H67ZM97 113V112H96ZM125 113V112H124ZM144 113V112H143ZM198 113V112H197ZM217 113V112H216ZM226 113V112H225ZM107 114V115H106ZM109 114V115H110ZM111 114V115H112ZM121 117H119L118 115ZM135 114H137L136 112H135ZM180 114V113H179ZM182 114V113H181ZM16 115V114H15ZM39 115V114H38ZM90 115V114H89ZM133 115V114H132ZM131 115V116H132ZM168 115V114H167ZM207 115V114H206ZM0 116H3L4 117V115H0ZM8 116V115H7ZM94 116V115H93ZM117 116H118V118H117ZM130 116V117H131ZM18 117H20V116H18ZM22 117V116H21ZM25 117V116H24ZM107 117V118H106ZM169 119H170V114H169ZM202 117V116H201ZM2 118V117H1ZM10 118H12V117H10ZM27 118V117H26ZM26 118L24 119V120H26ZM34 118V117H33ZM92 118H94V117H92ZM91 118V123H93L92 122V120L94 121V119H92ZM97 118H98V116H97ZM220 118V117H219ZM3 119V118H2ZM21 119V118H20ZM72 119H75V118H72ZM86 119H88V118H86ZM86 119H84V117H83V121L81 120V118H80V122L82 121L83 123L85 122V121H87ZM101 118H100V116H99V118H98V121H96V122H99V120H100ZM118 119H119V121H118ZM126 119V124L129 126L130 124H128V122H129V120H127V119H129V116H128V118H125ZM131 120H132V122H130V123H132V124H134V122H133V116L130 118ZM155 119H157V118H155ZM164 119V118H163ZM23 120V119H22ZM29 120V119H28ZM52 120V119H51ZM63 120V119H62ZM130 120V121H131ZM135 120V119H134ZM137 120V119H136ZM143 120V119H142ZM165 120V123H167V125H168V123L169 122H166V119H164ZM227 120H228V118H227ZM63 121H66V120H63ZM89 121H90V119H89ZM139 121V120H138ZM138 121H136V122H138ZM170 123H172V120L170 119ZM175 121H177V120H175ZM229 121V120H228ZM1 122V121H0ZM33 122V121H32ZM68 122H70V120H68ZM68 122L66 123V124H68ZM78 122V124L80 123L79 122V119L76 121V123ZM104 122H102L101 124H104ZM118 122V123H117ZM135 122V123H136ZM152 122V121H151ZM205 122V121H204ZM237 122H238V119H237ZM5 123V122H4ZM73 123V122H72ZM71 123V125L72 126H76L77 124H72ZM109 123V124H110ZM138 123H140V121L138 122ZM138 123L135 125V126H137L138 125ZM147 123V122H146ZM157 123V122H156ZM161 123H164V122H161ZM236 123V122H235ZM6 124H7V122H6ZM16 124V123H15ZM20 124V123H19ZM26 124H27V121H26ZM82 124V123H81ZM88 125H89V128H91L92 129V127H90V123H87ZM112 124V126H113V123H111ZM194 124V123H193ZM222 124V123H221ZM52 125V124H51ZM57 125V124H56ZM61 125H63V124H61ZM61 125H58V126H61ZM83 125V124H82ZM88 125H87V127H86V133H88V131L87 130H89L88 129ZM105 125V124H104ZM106 125H107V123H106ZM116 125L114 126V128L118 131V129L116 128ZM144 125V124H143ZM142 125V126H143ZM166 125V124H165ZM19 126V125H18ZM24 126V125H23ZM66 125H64L63 127L65 128H63L62 127V129L63 130H66L68 133H71V132H69L68 131V129L69 128H71V129H74V128H72V127H70V126H68L67 125V127H65ZM93 127L95 126V125H92ZM199 126V125H198ZM237 126V127H238ZM240 126V127H241ZM2 127H4V126H2ZM77 127V126H76ZM81 127H83V126H81L80 125V128ZM100 127L101 126H99L98 128H97V126H96V128H95V130H99L100 132H102L101 131V129H103V128H101L100 129ZM119 127V126H118ZM146 127H147V125H146ZM154 127V126H153ZM205 127V126H204ZM209 127H210V125H209ZM14 128H16V127H14ZM54 128L55 127H53V129L51 128V131H57L58 129H55L54 130ZM84 128V127H83ZM82 128V129H83ZM106 128V127H105ZM109 128V127H108ZM122 128V127H121ZM126 129L127 130V128L126 127H123V129ZM144 128V127H143ZM214 128V127H213ZM11 129V128H10ZM39 129V128H38ZM59 129H61V127L59 128ZM61 129V130H62ZM81 129V130H82ZM90 129V130H91ZM111 129V128H110ZM130 129H132V127H130ZM208 129V128H207ZM232 129V128H231ZM235 129L236 130H238L237 128H236V126H235ZM70 130V129H69ZM85 130V129H84ZM113 130V129H112ZM133 130V129H132ZM145 130V129H144ZM200 130V129H199ZM204 130H206V129H204ZM211 130V129H210ZM215 130V129H214ZM11 131H13V130H11ZM17 131V130H16ZM59 131V130H58ZM66 131L64 132V131H61V132H63V133H61V134H63V135H65L64 133H66ZM76 131V130H75ZM80 131V130H79ZM91 131H93V130H91ZM91 131H89V133H88V135H89V137H92L93 135L91 134L92 132ZM99 131L97 132V133H99ZM141 131V130H140ZM195 131V130H194ZM207 131V130H206ZM206 131L204 132V133H206ZM241 131H237L236 133H235V135L237 136V135H239L240 134V132ZM8 132V131H7ZM10 132V131H9ZM8 132V133H9ZM72 132H74V131H72ZM94 132H95V134H94ZM93 132V134L94 135H98L97 133H96V131H94ZM104 132V131H103ZM102 132V133H103ZM119 132V131H118ZM124 132V131H123ZM134 132V131H133ZM131 133V134H134V133ZM177 132V131H176ZM180 132H182V131H180ZM16 133V132H15ZM52 133V132H51ZM51 133L49 134L50 136H48V139H49V142H50V139H51ZM125 133H126V131H125ZM146 133H147V131H146ZM178 133V132H177ZM182 133H184V132H182ZM239 133V134H238ZM244 133H243V135L241 136V134L239 135V136H241V138L243 137V138H245L244 137ZM246 133H248V135H246ZM19 134V133H18ZM57 134V133H56ZM55 133L53 134V136L54 135H56ZM84 134V133H83ZM104 135H105V132L103 133ZM107 134V133H106ZM122 135H123V133H121ZM120 134V135H121ZM128 134H129V132H128ZM150 134V133H149ZM176 134V133H175ZM174 134V135H175ZM249 134H251V135H249ZM8 135V134H7ZM7 135H6V137H7ZM70 135V134H69ZM103 135V136H104ZM116 135V134H115ZM151 135V134H150ZM157 135V134H156ZM159 135V134H158ZM2 136V135H1ZM18 136V135H17ZM43 136H44V134H43ZM52 136V140H53V143H55L56 142V136H55V138ZM106 136V135H105ZM125 136V135H124ZM132 136V135H131ZM149 136V135H148ZM164 136V135H163ZM223 136V135H222ZM231 136H233V134L231 135ZM235 136V137H236ZM15 137V136H14ZM96 137V136H95ZM97 137H99V135L97 136ZM102 137V136H101ZM100 137V138H101ZM118 137V136H117ZM129 137V136H128ZM191 137V136H190ZM224 137V136H223ZM24 138V137H23ZM29 138V137H28ZM86 138H88V137H86ZM107 138V137H106ZM145 138V137H144ZM153 138V137H152ZM158 138V137H157ZM188 138V137H187ZM197 138V137H196ZM229 138V137H228ZM236 138H238V136L236 137ZM3 139V138H2ZM47 139V140H48ZM54 139H55V142H54ZM89 139V138H88ZM104 139V138H103ZM125 139H126V137H125ZM159 139V138H158ZM157 139V140H158ZM177 139V138H176ZM231 139V141H234V139L232 140V138H230ZM230 139H226V140H228V142H229V140ZM6 140V139H5ZM7 140H8V138H7ZM46 140V141H47ZM51 140V141H52ZM70 140H72L71 139V137H70ZM86 140V139H85ZM84 139L83 140H80V139H74V147H75V158L77 159V161H76V163H74L73 161H72V163H73V167H71L72 169L75 167V164L76 165H78V164H81L82 166H85V169H87V170H89V171H91V172H96L95 174H96V176L98 175L99 177L98 178H95L94 177V173H93V179H88L89 178V175L87 174V176H88V178L86 177V176H83L82 175V172H79L78 174L76 173V172H70L71 170L70 169H68V170H70L69 171V173H57L56 174V172L54 171V169L51 167V164L49 165V163L51 162H49V163H47L46 165H43V166H34V165H31L30 163L29 164H21V165H17V164H15V166H14V164H13V166H10V167H2V168H0V193L2 194V195H4V197H3V199L1 200V202L3 203L4 202V199H6L7 200V203H8V213H7V218L9 219L8 221H11L12 222V225H16V226H21V227H25V229H26V227L27 226H25L26 225V222L28 221L26 218H25V215H26V212H27V214L28 215H31L32 214V211H33V209H36L37 208V211L38 210H43V207H44V204L45 203H43L44 202V199H47L48 197H46V198H44L43 196H44V194H46L45 192H47L48 190L50 191V189H52L53 190V188H55V191L57 190L58 192H55L56 194L58 193V194H62L63 195V197L62 198H64V201H62L60 204H65L64 202L66 201V204H67V206H66V204L65 205H63V207H67L66 209L65 208H63V210L65 211V212H68V211H66V210H68V208H69V214L67 213V216L69 215V217H68V219L71 217L70 216V213H71V215H72V217L75 219V221H76V226H75V229H76V234L75 233H73L74 234V236L75 235H77V239L78 238H80L79 239V241L75 238V240H71V238H73V235L72 236H69V234H68V237H69V241L71 240L72 242V246L75 248L76 246H78V245H76V244H78V243H75V242H80V245L81 246H83V248L81 247V246H79V248L81 247V251H83L84 249V251H83V253H85V252H88L89 254H90V257H89V260H88V262H89V264H157V262H159V264H160V261L158 260H155V259H158V257L156 258V257H152V258H150V255H153L154 253H152V252H157L159 249H161V246H163L162 247V252L159 250L158 251V253L160 254V252H161V254L162 255H165V254H167L166 253V250L168 251V250H170L171 249V247H172V237L170 238L167 234H168V232H167V234L164 236V234L162 233L166 228L164 227H162V229H161V225H159V232H160V230H162V232H160V233H162V235H159V233H158V235H157V233L156 234H153V230L151 231H149V228H147L146 227V225H144V222H142V224L141 223H138L139 222V220H138V222H137V220H135V222L133 223V221L131 222V224H129V220H128V218L126 219V214H125V216L124 215H122L121 213H118V211H120V209L122 210V209H125L126 207H127V205H123L122 204V202H120V201H117L116 199L115 200H113V198H111L110 196H108V194L110 195V194H112V192L111 193H106L105 192V194H104V191H101V188L102 187H104V184H103V182H106L107 183V181L109 182L110 181V179H112V178H108L109 180H107V181H101V180H99V178H100V174L98 173L97 174V172L98 171H103L104 172V170H105V168L106 167H108L107 166V164H106V162H105V160L106 159H104V157H102V156H99L98 154H96V153H94V151H92V145L94 144V142H93V144L91 143V141L90 142H86ZM139 140V139H138ZM150 140V139H149ZM155 140V139H154ZM201 140V139H200ZM125 142H126V140H124ZM140 141V140H139ZM245 141V142H244ZM30 142V141H29ZM40 142V141H39ZM48 142V141H47ZM102 142V141H101ZM135 142V141H134ZM138 142V141H137ZM140 142H143V140H141ZM170 142V141H169ZM172 142V141H171ZM184 142V141H183ZM226 142V141H225ZM224 142V143H225ZM3 143H5L4 141H3ZM7 143V142H6ZM36 143H38V142H36ZM46 143V142H45ZM70 143V142H69ZM92 145H91V144ZM95 143H99V142H95ZM103 143L105 144V142L103 141ZM119 143H121V142H119ZM128 143H130V141L128 142ZM198 143V142H197ZM227 143V142H226ZM14 144V143H13ZM33 144H35V143H33ZM42 144L43 143H41V146H42ZM109 144V143H108ZM126 144H127V142H126ZM141 144V143H140ZM144 144V145H143ZM143 144H142V148H143V146L145 147L146 145H145V143L143 142ZM176 144H178V143H176ZM228 144V143H227ZM0 145H1V143H0ZM22 145V144H21ZM37 145V144H36ZM56 145V144H55ZM100 145V144H99ZM229 145H233V144H229ZM228 145V146H229ZM2 146V145H1ZM12 146V145H11ZM23 146V145H22ZM31 146V145H30ZM33 146V145H32ZM41 146L40 145H38V147L37 148H39L40 150H41ZM98 146V144L96 145V147ZM140 146V145H139ZM176 146V145H175ZM178 146V145H177ZM181 146V145H180ZM195 146V145H194ZM51 147V146H50ZM63 147V146H62ZM101 147H103V146H101ZM105 147V146H104ZM109 147V146H108ZM121 147V146H120ZM124 148L126 147V146H123ZM129 147V146H128ZM141 147V146H140ZM147 147V146H146ZM146 147H145V150H146ZM150 147V146H149ZM182 147H183V145H182ZM11 148V147H10ZM49 147H42V150H46V152H49L50 153V151H51V149H48ZM115 148V147H114ZM141 148V149H142ZM152 148H153V146H152ZM231 148V147H230ZM8 149V148H7ZM6 149V150H7ZM93 149H94V147H93ZM116 149V148H115ZM126 149L128 150V148L126 147ZM125 149V150H126ZM13 150V149H12ZM40 150H38V151H40ZM42 150H41V153L43 154V152H42ZM50 150V151H49ZM99 150V149H98ZM101 150H102V152H101ZM119 150V149H118ZM124 150V151H125ZM8 151V150H7ZM17 151V150H16ZM37 151V152H38ZM121 151V150H120ZM129 151V150H128ZM104 152H106V150L104 151ZM115 151H114V149H113V153H114ZM35 154H39V153H36V152H34ZM49 153H48V157H49ZM53 152H51V154H52ZM69 153V152H68ZM100 153H101V155L103 154V149H100ZM108 153V152H107ZM127 153H129V152H126L125 154H127ZM6 154H7V152H6ZM201 154V153H200ZM46 155V154H45ZM109 155V154H108ZM111 155V154H110ZM109 155V156H110ZM140 155H142V154H140ZM222 155V154H221ZM227 155V156H228ZM33 156H34V154H33ZM43 156V155H42ZM55 155H53V157H54ZM72 156V155H71ZM74 156H72L71 157V159L72 158H74ZM154 156V155H153ZM5 157V156H4ZM40 157H41V155H40ZM187 157V156H186ZM221 157V156H220ZM34 158H37V156L35 155V157ZM38 158H39V156H38ZM190 158V157H189ZM18 159V158H17ZM56 159V158H55ZM55 159L53 160V162L55 161ZM195 159V158H194ZM30 160V159H29ZM39 160V159H38ZM38 160H36V161H38ZM41 160V159H40ZM46 161H47V159H45ZM192 160V159H191ZM111 161H113V159H111ZM13 162V161H12ZM16 162H17V160H16ZM16 162H14V163H16ZM26 162V161H25ZM34 162H35V160H34ZM42 162H43V160H42ZM68 162V161H67ZM69 162H71L70 160H69ZM79 162V163H78ZM8 163V162H7ZM10 163V162H9ZM17 163H19V162H17ZM28 163V162H27ZM112 165L113 166H115V168L114 167H109L108 168V171H106V172H112L113 171V169L115 170V169H117V168H121V167H124L125 168V164H123L120 160H118V159H114V161L112 162ZM123 165H125V166H123ZM199 165V164H198ZM232 165V164H231ZM230 165V166H231ZM129 167V166H128ZM128 167L127 168H125V169H128ZM76 168H77V166H76ZM239 168H237V170H240ZM111 171H110V170ZM132 170V169H131ZM216 171V170H215ZM120 172V171H119ZM125 172V171H124ZM245 172V173H246ZM110 173H109V176H110ZM113 173V172H112ZM81 174V175H80ZM121 174V173H120ZM108 175V174H107ZM114 175V174H113ZM92 176V175H91ZM115 176V175H114ZM117 176V175H116ZM216 176V175H215ZM87 179H86V178ZM106 177H108V176H104V178H106ZM233 177V176H232ZM107 179V178H106ZM105 179V180H106ZM89 180H91L92 182H93V185H94V183H96L95 185V187L94 186H92L91 184L92 183H89L88 181ZM95 180H97V182L98 183H100V182H102L101 183V185H100V187L98 186V183L95 181ZM104 180V179H103ZM188 180V179H187ZM209 183V182H208ZM108 185H109V183H108ZM106 186V185H105ZM124 186V185H123ZM203 186V185H202ZM217 186H218V184H217ZM96 187H99L100 188V190H99V188H97L98 189V191H96ZM111 188H112V186H111ZM118 188V187H117ZM139 188V187H138ZM209 188V187H208ZM214 189H215V187H214ZM224 189V188H223ZM108 190V189H107ZM113 190V189H112ZM114 190H116L115 188H114ZM162 190V189H161ZM101 191V192H100ZM163 191V190H162ZM248 191V190H247ZM127 192V191H126ZM158 192V191H157ZM213 192H214V190H213ZM54 193V194H55ZM161 193V192H160ZM0 194V195H1ZM48 194V193H47ZM46 194V195H47ZM53 194V193H52ZM57 194V196H59ZM138 194V193H137ZM162 194V193H161ZM222 193L220 192V195H221ZM51 195V194H50ZM168 195V194H167ZM262 195V194H261ZM53 196V195H52ZM138 196V195H137ZM144 196V195H143ZM54 197V196H53ZM60 198H61V195L59 196ZM122 197V196H121ZM202 197V196H201ZM207 197V196H206ZM257 197V196H256ZM0 198H2V196L0 197ZM43 198V199H42ZM50 198V197H49ZM146 198V197H145ZM173 198V197H172ZM203 198V197H202ZM204 198H205V196H204ZM55 199H56V197H55ZM54 199V200H55ZM147 199V198H146ZM171 199V198H170ZM57 200H58V203H59V200L60 199H58L57 198ZM63 200V199H62ZM126 200H129V199H126ZM131 200V199H130ZM174 200V199H173ZM202 200V199H201ZM264 200V199H263ZM48 201H50V200H48ZM52 201V200H51ZM51 201L48 203V204H50L51 203ZM56 201V200H55ZM122 201V200H121ZM164 201V200H163ZM205 201H206V199H205ZM255 201V200H254ZM6 202V201H5ZM4 202V203H5ZM57 202V201H56ZM56 202H54L53 201V203L55 204ZM166 202V201H165ZM153 203V202H152ZM159 203V202H158ZM162 203V202H161ZM182 203V202H181ZM149 204V203H148ZM172 204V203H171ZM208 204H210V203H208ZM1 205V204H0ZM6 205H3V209H5L4 207H6ZM51 205H53L52 203H51ZM57 205V204H56ZM141 205V204H140ZM144 205V204H143ZM168 205V204H167ZM46 206V205H45ZM58 206H59V204H58ZM126 206V207H125ZM145 206V205H144ZM149 206V205H148ZM148 206H147V208H148ZM183 206V205H182ZM1 207V206H0ZM47 207V206H46ZM53 207H56L55 205H53ZM60 207V206H59ZM59 207H58V209H59ZM146 207V206H145ZM161 207V206H160ZM61 208V207H60ZM151 208V207H150ZM172 208V207H171ZM201 208V207H200ZM48 209V208H47ZM56 209V208H55ZM127 209V208H126ZM0 210H2V209H0ZM151 210V209H150ZM157 210V209H156ZM49 209H48V211L46 210V212H48L49 213ZM53 211V210H52ZM52 211H50V214L52 215L53 213H52ZM63 211V212H64ZM160 211V210H159ZM2 212V211H1ZM57 211L55 210V213H56ZM54 213V214H55ZM205 213V212H204ZM1 215H3L4 213L2 212V213H0ZM51 215H50V217H51ZM63 215H65V214H63ZM201 215V214H200ZM161 216V215H160ZM203 216V215H202ZM49 217V218H50ZM71 217V218H72ZM204 217V216H203ZM203 217H201V218H203ZM57 218V217H56ZM69 219V221H71V223H73L72 222V220H73V218L72 219ZM237 218V217H236ZM250 218V217H249ZM253 218V217H252ZM33 219V218H32ZM55 219V218H54ZM53 219V220H54ZM63 220H64V218H62ZM62 219H61V221H62ZM158 219H159V217H158ZM241 219V218H240ZM1 220V219H0ZM49 220V219H48ZM52 220V221H53ZM236 220V219H235ZM247 220V219H246ZM69 221L68 222H64L63 223V225H68V223H69ZM29 222V221H28ZM27 222V223H28ZM33 222V221H32ZM56 222V221H55ZM202 222H203V219H202ZM160 223V222H159ZM163 223V222H162ZM233 223V222H232ZM232 223H231V225H232ZM29 224V223H28ZM204 224V223H203ZM30 225H32V224H30ZM205 225V224H204ZM16 226H13V228H15ZM154 226V225H153ZM69 227H71V224L69 225ZM69 227H64V228H67V230L66 229H64V231L66 230V232L67 233H70V232H68L69 230H70V228ZM152 227V226H151ZM155 227H158V225H155L153 228H155ZM248 227V226H247ZM16 228H18V227H16ZM37 228V227H36ZM69 228V229H68ZM238 227H236V229H237ZM12 229V228H11ZM28 229V228H27ZM155 229H158V228H155ZM249 229V228H248ZM20 230H21V228H20ZM29 230H30V228H29ZM171 230H172V228H171ZM28 231V230H27ZM56 231L58 232V230L56 229ZM63 231V230H62ZM63 231V232H64ZM166 231V230H165ZM37 232H39V231H37ZM55 233V235L57 234L58 235V233ZM199 232V231H198ZM259 232V231H258ZM21 233V232H20ZM24 233H26L25 231H24ZM27 234V233H26ZM61 234V233H60ZM169 234H170V232H169ZM177 234V233H176ZM36 235V234H35ZM54 235V234H53ZM65 235H66V233H65ZM154 235H157V236H154ZM33 236V235H32ZM60 236V235H59ZM168 236V237H167ZM226 236V235H225ZM61 237H63V239H64V237L65 236H62L61 235ZM66 237H67V235H66ZM197 237V236H196ZM245 237V236H244ZM29 238V237H28ZM27 238V239H28ZM42 238H44V237H42ZM41 238V239H42ZM22 239V238H21ZM35 239H36V237H35ZM55 239H56V237H55ZM62 239V240H63ZM74 239V238H73ZM18 240V239H17ZM44 240V239H43ZM61 240V239H60ZM255 240V239H254ZM42 241V240H41ZM49 241V240H48ZM47 241V242H48ZM178 241V240H177ZM201 241V240H200ZM25 242V241H24ZM45 242H46V240H45ZM50 242H51V240H50ZM49 242V243H50ZM62 242H65V241H62ZM75 244H74V243ZM13 243V242H12ZM40 243V242H39ZM188 243V242H187ZM200 243V242H199ZM11 244V243H10ZM9 244V245H10ZM21 244V243H20ZM63 244V243H62ZM175 244H176V242H175ZM201 244V243H200ZM179 245H180V243H179ZM11 246V245H10ZM71 245H70V248L72 247ZM200 246V245H199ZM16 247V246H15ZM166 247V248H165ZM174 247V246H173ZM197 247V246H196ZM221 247V246H220ZM7 248V247H6ZM10 248V247H9ZM47 248H49V247H47ZM216 248V247H215ZM8 249V248H7ZM37 249V248H36ZM72 249V248H71ZM78 249V248H77ZM165 249V250H164ZM186 249V248H185ZM34 250H35V248H34ZM172 250V249H171ZM191 250V249H190ZM13 251V250H12ZM60 252V251H59ZM67 252V251H66ZM173 252V251H172ZM0 253H2V251L0 252ZM71 253V250H70V252L67 254H65V255H69V256H67V258L68 257H70L71 255H73V254H70ZM82 253V252H81ZM152 253V254H151ZM154 254L155 256H158L159 254ZM196 253H198V252H196ZM195 253V254H196ZM218 253H219V251H218ZM160 254V255H161ZM171 254V253H170ZM200 254V253H199ZM221 254V253H220ZM17 255H19V254H17ZM16 255V256H17ZM57 255H60V253H58ZM57 255H56V257H57ZM217 255V254H216ZM4 256H5V254H4ZM9 256V255H8ZM89 256V255H88ZM199 256V255H198ZM19 257V256H18ZM65 258H64V260H69V258L67 259L66 258V256H64ZM73 257V256H72ZM167 257V256H166ZM203 257V256H202ZM216 257V256H215ZM219 257V256H218ZM225 257V256H224ZM62 259H63V257H61ZM161 258V257H160ZM163 258V257H162ZM171 258V257H170ZM182 258V257H181ZM188 258V257H187ZM217 258V257H216ZM8 259V258H7ZM14 259V258H13ZM18 259V258H17ZM56 259V258H55ZM83 259H85V257L83 258ZM164 259V258H163ZM167 259V258H166ZM6 260V259H5ZM15 260V259H14ZM13 260V261H14ZM20 260H22L21 262H19V263H17V264H64V263H61V262H59V261H55L54 259H52L51 257H50V252L48 251V250H46V248H43L39 253H35V254H29L28 253V255L25 257V258H23V259H20ZM57 260V259H56ZM153 260L154 261H156V263L155 262H153ZM182 260V259H181ZM208 260V259H207ZM9 261H11V260H9ZM12 261V262H13ZM71 261V260H70ZM73 261V260H72ZM87 261V260H86ZM16 262H18V260L16 261ZM162 262V261H161ZM180 262H182V261H180ZM210 262V261H209ZM217 262V261H216ZM219 262V261H218ZM11 263V262H10ZM73 263V262H72ZM72 263H70L69 262V264H72ZM183 263H186L185 262V260H183ZM215 263V262H214ZM220 263V262H219ZM1 264V263H0ZM211 264H213V263H211ZM259 264V263H258Z\"/></svg>","mask_w":264,"mask_h":264}]
</instances>
